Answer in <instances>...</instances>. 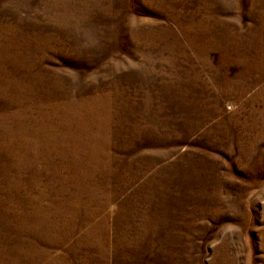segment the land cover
Segmentation results:
<instances>
[{
	"label": "rangeland",
	"instance_id": "obj_1",
	"mask_svg": "<svg viewBox=\"0 0 264 264\" xmlns=\"http://www.w3.org/2000/svg\"><path fill=\"white\" fill-rule=\"evenodd\" d=\"M0 264H264V0H0Z\"/></svg>",
	"mask_w": 264,
	"mask_h": 264
},
{
	"label": "bare ground",
	"instance_id": "obj_2",
	"mask_svg": "<svg viewBox=\"0 0 264 264\" xmlns=\"http://www.w3.org/2000/svg\"><path fill=\"white\" fill-rule=\"evenodd\" d=\"M64 109V108H63Z\"/></svg>",
	"mask_w": 264,
	"mask_h": 264
}]
</instances>
